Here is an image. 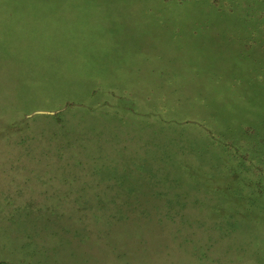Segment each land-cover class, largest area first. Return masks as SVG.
Listing matches in <instances>:
<instances>
[{
    "label": "rangeland",
    "instance_id": "1",
    "mask_svg": "<svg viewBox=\"0 0 264 264\" xmlns=\"http://www.w3.org/2000/svg\"><path fill=\"white\" fill-rule=\"evenodd\" d=\"M0 264H264V0H0Z\"/></svg>",
    "mask_w": 264,
    "mask_h": 264
}]
</instances>
